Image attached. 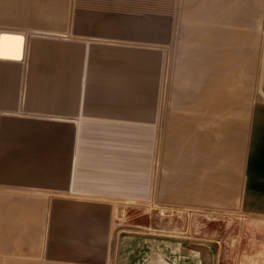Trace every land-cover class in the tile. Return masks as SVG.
Here are the masks:
<instances>
[{"label":"crops","instance_id":"1","mask_svg":"<svg viewBox=\"0 0 264 264\" xmlns=\"http://www.w3.org/2000/svg\"><path fill=\"white\" fill-rule=\"evenodd\" d=\"M174 3L0 0V264L140 263L118 220L164 201L264 216V92L226 112L242 36L220 19L180 95Z\"/></svg>","mask_w":264,"mask_h":264},{"label":"rangeland","instance_id":"2","mask_svg":"<svg viewBox=\"0 0 264 264\" xmlns=\"http://www.w3.org/2000/svg\"><path fill=\"white\" fill-rule=\"evenodd\" d=\"M174 4L172 10L164 9V20L172 18L174 23L179 54L174 59L180 70L174 75L179 94L196 96L202 91V74L192 72L193 64L201 62L203 38L211 37V53L217 51L218 42L213 38H218L219 20L226 19L227 34L234 33L236 27L242 36L237 49L242 71L233 73L236 84L228 83L226 112L228 118L232 113L249 112L253 100L264 92V0H175ZM168 60L170 65L171 58ZM171 75L164 73V95L167 88L169 94ZM232 140L234 148L235 138ZM147 214L131 208L118 220L128 229L125 235L148 244L146 257L137 264H264V216L239 209L238 201H228L226 207L204 208L164 201L161 212ZM151 246L157 253H152Z\"/></svg>","mask_w":264,"mask_h":264},{"label":"water","instance_id":"3","mask_svg":"<svg viewBox=\"0 0 264 264\" xmlns=\"http://www.w3.org/2000/svg\"><path fill=\"white\" fill-rule=\"evenodd\" d=\"M3 39L6 41V40H8V37L5 36V37L2 38V40ZM2 40H1V45H2ZM1 48H2V46H1Z\"/></svg>","mask_w":264,"mask_h":264},{"label":"bare ground","instance_id":"4","mask_svg":"<svg viewBox=\"0 0 264 264\" xmlns=\"http://www.w3.org/2000/svg\"><path fill=\"white\" fill-rule=\"evenodd\" d=\"M171 209V208H170ZM193 210V209H192Z\"/></svg>","mask_w":264,"mask_h":264}]
</instances>
